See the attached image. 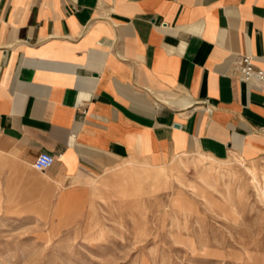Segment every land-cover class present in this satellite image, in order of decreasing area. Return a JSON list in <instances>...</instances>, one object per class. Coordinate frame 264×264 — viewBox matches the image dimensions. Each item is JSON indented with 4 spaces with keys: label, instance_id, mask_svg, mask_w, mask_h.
<instances>
[{
    "label": "crops",
    "instance_id": "1",
    "mask_svg": "<svg viewBox=\"0 0 264 264\" xmlns=\"http://www.w3.org/2000/svg\"><path fill=\"white\" fill-rule=\"evenodd\" d=\"M238 55L264 70V0H0V203L11 170L14 202L68 214L122 161L264 158V88Z\"/></svg>",
    "mask_w": 264,
    "mask_h": 264
},
{
    "label": "rangeland",
    "instance_id": "2",
    "mask_svg": "<svg viewBox=\"0 0 264 264\" xmlns=\"http://www.w3.org/2000/svg\"><path fill=\"white\" fill-rule=\"evenodd\" d=\"M1 169L0 158V193ZM33 171L24 180L39 181ZM16 174L0 203V264H264V158L122 161L87 177L68 214L14 202Z\"/></svg>",
    "mask_w": 264,
    "mask_h": 264
},
{
    "label": "built area",
    "instance_id": "3",
    "mask_svg": "<svg viewBox=\"0 0 264 264\" xmlns=\"http://www.w3.org/2000/svg\"><path fill=\"white\" fill-rule=\"evenodd\" d=\"M234 65L241 81L255 83L264 88V70L257 67L249 55H238ZM54 162V155L47 152H40L32 162V167L38 171H45L50 168Z\"/></svg>",
    "mask_w": 264,
    "mask_h": 264
},
{
    "label": "water",
    "instance_id": "4",
    "mask_svg": "<svg viewBox=\"0 0 264 264\" xmlns=\"http://www.w3.org/2000/svg\"><path fill=\"white\" fill-rule=\"evenodd\" d=\"M175 126H178V125H175Z\"/></svg>",
    "mask_w": 264,
    "mask_h": 264
},
{
    "label": "bare ground",
    "instance_id": "5",
    "mask_svg": "<svg viewBox=\"0 0 264 264\" xmlns=\"http://www.w3.org/2000/svg\"><path fill=\"white\" fill-rule=\"evenodd\" d=\"M251 174H253V173H251Z\"/></svg>",
    "mask_w": 264,
    "mask_h": 264
}]
</instances>
